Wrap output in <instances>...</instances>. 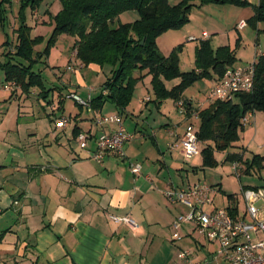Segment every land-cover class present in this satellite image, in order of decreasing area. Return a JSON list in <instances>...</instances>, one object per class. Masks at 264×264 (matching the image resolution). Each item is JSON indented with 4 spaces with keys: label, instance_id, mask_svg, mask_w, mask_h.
I'll use <instances>...</instances> for the list:
<instances>
[{
    "label": "crops",
    "instance_id": "crops-1",
    "mask_svg": "<svg viewBox=\"0 0 264 264\" xmlns=\"http://www.w3.org/2000/svg\"><path fill=\"white\" fill-rule=\"evenodd\" d=\"M55 1L58 0L44 1L37 20L45 17ZM249 1L259 3V0ZM216 5L211 7L216 8ZM208 6L194 7L190 19L193 21L196 18L201 27L210 23V32L203 29L199 33L200 37L191 34L189 38L194 36L195 41L208 40L213 45H219L218 48L228 46L236 56L232 67L246 66L264 54V36L261 35L264 33V23L252 25L253 31H248V19L253 11L249 9V13L243 14L232 5H217L222 13L215 20L214 15L207 11ZM242 21L247 26L240 29ZM34 31L32 29L33 37ZM73 53L71 51L68 58L70 62H67L81 63L76 61ZM36 72L42 76L41 71ZM209 80L214 84L215 79ZM6 85L9 89L4 88ZM35 89L26 93L15 82L0 85V264H184L178 259V254L185 250L191 251L196 260L215 256L217 247L201 239L190 223L180 229L181 239L173 240L175 219L189 209L181 203L169 201L165 196L171 185L186 189L199 182L208 184L201 179L189 180L187 177L184 180L182 176L181 183H173L171 171L173 164L177 172L185 171L182 165L193 159L185 158L182 153L184 125L193 124L199 131V112L209 109L216 102L210 100V92L205 101L198 102L197 106L192 99H185L184 94L178 102L168 99L174 101L177 110L183 115L182 121L175 124L165 114L164 102L167 100L161 104L154 101L159 114L162 113V117L168 121L143 124L141 118L153 100L150 97L139 100V110H135L131 104L136 91L123 110L107 102L99 111L93 108L88 111L80 106L81 112L72 113L65 110V100H69L70 93L81 96L76 88L68 87L67 91L46 88L45 94ZM63 89H66L65 86ZM95 90L89 86L82 93L86 95L81 97L94 100L98 97L93 96ZM30 93H36L43 99L52 95V100H47L49 104L56 99L57 103L51 105L52 114L51 110L47 112L43 109L48 121L43 119L41 113L31 109L27 101ZM179 103L185 105L184 112ZM148 112L150 116L153 114L150 109ZM110 114L123 117L124 127L134 135V139L125 145L127 160L107 154L102 163H98L93 159L97 150L96 139L103 132H113L116 127L108 125L100 128L95 125L94 119ZM63 117L69 118L70 124L65 130H57L55 124ZM128 117L135 120L139 118V129L136 125L126 123ZM43 120L45 124L42 125L40 122ZM245 126L243 124L240 133L245 130ZM79 133L88 136L85 149L81 148ZM174 143L179 146L171 147ZM203 143L204 148L207 144L213 145L210 141ZM227 150L215 151L216 160L218 153ZM238 150L224 155V162L229 154L243 151L244 161L252 160L254 155H261H248L246 148ZM199 157L203 164V155ZM227 162L232 165L238 163ZM131 164L141 166L140 176L133 175ZM239 165L246 176L257 172L251 169L247 173V166L242 163ZM192 172L197 174L198 169L194 167ZM237 177L241 179V175L237 174ZM210 186L215 189L214 202L206 207L207 211L227 208L240 217L245 216L246 207L240 195L229 194L226 197L221 184ZM240 187L264 186H244L240 182ZM237 196L239 199H236ZM240 200L243 201V214ZM111 216L129 218L133 223L115 222ZM209 244L215 247L210 249L207 247Z\"/></svg>",
    "mask_w": 264,
    "mask_h": 264
},
{
    "label": "trees",
    "instance_id": "trees-1",
    "mask_svg": "<svg viewBox=\"0 0 264 264\" xmlns=\"http://www.w3.org/2000/svg\"><path fill=\"white\" fill-rule=\"evenodd\" d=\"M45 0H20V27L18 43L8 54L6 62H0V85L15 82L27 93L32 89H40L45 94L46 88L35 65L50 50L57 37L67 34L74 37L72 52L84 67L94 63L102 69L113 67V76L101 88V93L92 100L95 111L107 103H114L119 109H125L133 97L139 76L135 72L148 70L152 77V85L157 104L168 99L181 100L185 90L204 79L222 78L226 70L236 61L235 52L228 46L214 49L208 40L200 41L196 49L197 70L181 73L178 59L174 54L163 56L157 46V39L170 30H180L190 21V14L196 2L204 4L232 5L246 8L251 4L246 0H180L171 5L169 0H58L60 12L55 17V26L44 53L33 58V47L43 42V37H33L32 28L24 21V9L28 7L37 12ZM12 0H0V23L5 26L8 19L7 5ZM129 11L138 12L140 19L132 24H120L113 28L116 18ZM252 25L264 23V0L254 6V16L249 21ZM144 41V44L142 42ZM44 56V57H43ZM181 77V83L168 90L165 81ZM107 92L104 94V92ZM159 102V103H158ZM249 112L264 114V56L256 63L254 89L250 93L237 94L230 101H216L209 109L199 112V139L210 141L203 149V170L215 168L218 161L215 151H225L239 140L243 130L242 120ZM244 152L229 154L227 161L242 163L251 169L263 170L264 157L254 155L252 160L244 161ZM232 198V196H229Z\"/></svg>",
    "mask_w": 264,
    "mask_h": 264
},
{
    "label": "rangeland",
    "instance_id": "rangeland-1",
    "mask_svg": "<svg viewBox=\"0 0 264 264\" xmlns=\"http://www.w3.org/2000/svg\"><path fill=\"white\" fill-rule=\"evenodd\" d=\"M14 4L9 7L7 5V21L5 26H3L0 23V62H6L8 59V54L10 51L15 50L17 43H18V29L20 27L19 23V15H20V0H12ZM171 5H177L180 3V0H169ZM248 1L251 6L242 8L234 6L240 13L247 14L249 12V9L253 11V15L248 19L249 21L254 16V6L257 4H253L252 2ZM198 7H202L204 5H210L208 6V10L210 13L214 15L215 20H217L222 13V9H218V6L216 5V8L211 7V5L214 4H204L202 5L200 1L196 2ZM207 7V6H206ZM233 8V7H232ZM214 9V10H213ZM61 5L59 1H55L54 4L50 7L49 11L46 12L45 17L40 18L39 17V10L35 13H33L28 7L24 9V21L25 23L30 26L34 32V37H43V42L36 43L33 47L34 56L33 58L36 59L38 57V53H44L46 49L49 47L48 41L51 38L54 26H55V17L60 12ZM37 17V18H36ZM140 19V16L138 12L136 11H129L123 13L120 18H116L114 22L112 23V27L116 28L120 24H132ZM39 21V22H38ZM252 26L251 23H249V30H252L250 27ZM205 29L208 32L211 30L210 23H206L202 27L199 25V21L194 18L193 21L190 19V21L183 26L180 30H170L162 35H160L157 39V46L163 56H171L174 54L176 58L178 59V65H179V71L181 73L185 72H191L193 70H197L196 65V48L197 45L200 43L202 39H199L197 41L190 40L191 34L199 36V33L202 32V30ZM253 31V30H252ZM264 36V33L261 34ZM215 36V35H214ZM200 37V36H199ZM74 37L64 34L59 37H57V41L53 48L50 50L49 58L45 56V59L43 58L40 62H38L34 69L36 71H41L42 73V79L45 83V86L47 90H51L53 88H59L60 91H64L69 88H76L79 92H81V96L83 91L91 86L95 88L96 90L93 92V96H98L99 92L102 88V86L112 78L113 76V67L111 66H105L103 69L94 63H91L85 67L84 70H80V72L76 74H72L71 71L67 70L68 66L70 64H73V62L68 63V58H70V54L74 45ZM211 43V42H210ZM215 46L216 49L218 48L217 45ZM254 45V43H253ZM49 49V48H48ZM44 57V56H43ZM67 58V60H66ZM66 61V62H65ZM70 62V61H69ZM67 64V65H66ZM148 70H140L139 72L134 73V77L139 76V83L136 85V92L133 97V102L131 104L132 107H134L135 110H139V100H143L147 97H150L153 102L148 104V110L144 111V116L141 118L142 123L146 124H161V122H167L168 120H165L162 117V113L159 114V112L156 109V105L154 104V101L156 100L155 92L152 85V77L149 75ZM182 78L177 77L171 80L165 81V85L168 88H173L181 83ZM65 86L66 89H63ZM213 86V81L211 82L209 79L202 80L198 83H196L194 86L187 89L184 93L185 99H192L193 104L197 106L198 102H204L207 94H209V89ZM39 91L40 89H35L34 91ZM144 94V95H140ZM57 97V96H56ZM82 97V98H83ZM36 93H30L27 101L29 104H31V109L36 113H41L43 116V119H48L45 115L43 109H45L47 112L51 110L52 114V104H56L57 101L54 99V101L49 104L47 102L48 99L52 100V95L49 96L47 99L39 98ZM86 100L87 98H83ZM178 104V103H177ZM144 106V105H143ZM164 108H165V114L168 116V118L171 119L172 123L175 124L179 121H182L183 115L177 110V105L174 103L173 100H167L164 102ZM145 109V108H144ZM149 109L153 112V114L150 116ZM65 110L67 112H81L80 106L76 104L72 99L69 98V100H65ZM139 114V111H138ZM127 124L136 125V127L139 129V118L132 119L131 117L127 118ZM149 121H148V120ZM43 120V121H44ZM48 121V120H46ZM138 124H137V123ZM148 122V123H147ZM156 122V123H155ZM42 125L45 124L44 122H40ZM193 123L196 124L195 121ZM184 127L186 128L187 124L185 123ZM40 125V124H39ZM245 130L240 133V139L235 143V146L229 148L224 153H218L217 159L219 161V165L215 168H205L203 170L202 168V159L200 157L193 158L189 162L186 163V165H182L185 171L177 172L176 165L173 164V170L171 171L172 180L173 183H181V178H184V180H187V177L189 180H198L201 179L202 182H206L210 185H217L221 184L222 190L225 192V196L229 194H235L240 195V182L244 185H250V186H264V170L261 172H253L252 176H246L243 173V170L241 167L238 168L237 174L241 175V179L238 180L237 174L234 170H232V164L230 162H224V155L230 152H236L240 151L242 148H246V151H248V155L254 154H261L264 156V117L262 113H256L253 115V117L250 119V123H247L245 126ZM196 167L198 169V173L195 174L192 172V170ZM203 170V171H202ZM239 199V196L236 197V199ZM239 204L242 206L241 213H244V206L243 201L240 200ZM197 238V237H196ZM210 249H213L215 247L214 245H207Z\"/></svg>",
    "mask_w": 264,
    "mask_h": 264
},
{
    "label": "built area",
    "instance_id": "built-area-1",
    "mask_svg": "<svg viewBox=\"0 0 264 264\" xmlns=\"http://www.w3.org/2000/svg\"><path fill=\"white\" fill-rule=\"evenodd\" d=\"M247 26L242 21L239 28ZM206 38L208 35H204ZM190 40H196L194 37ZM76 59V53L72 55ZM264 56V54L262 55ZM77 61V59H76ZM256 63H250L243 67H230L224 76L216 80L211 87L209 98L212 101H230L237 94L250 93L254 89L256 74ZM84 68L82 63H73L68 66L69 71L79 72ZM14 86H17L14 84ZM4 88L9 89V86ZM107 92L105 91L104 94ZM82 108L92 111V100L89 97L84 100L77 93H70L68 96ZM182 112L186 107L179 103ZM254 112H249L242 120L246 125L250 122ZM96 126L104 128L108 125L115 126L111 133L103 132L96 139L97 150L93 159L102 163L107 154H114L122 160H127L125 145L134 139V135L128 133L124 127V120L120 114H110L96 116L94 119ZM70 124V119L63 117L55 124L57 130H65ZM81 148L87 147L88 136L83 133L78 134ZM182 153L185 158H194L202 155L204 143L199 139L198 130L193 124L186 127L182 137ZM174 143L171 147H178ZM264 148V144H263ZM239 163H233L232 168L237 173ZM131 172L135 177L141 175V166L130 165ZM240 198L246 207L245 216L240 217L236 212L227 208H216L207 211L206 207L214 202V187L205 183H195L188 188H178L171 185L165 192L166 198L171 202H178L185 205L189 211L177 217L173 223V240L181 239L180 229L184 224H192L198 236L208 243L214 244L217 251L214 257L196 260L194 254L189 251H181L178 259L184 264H264V187L241 188ZM115 222L131 224L129 218L111 216Z\"/></svg>",
    "mask_w": 264,
    "mask_h": 264
},
{
    "label": "water",
    "instance_id": "water-1",
    "mask_svg": "<svg viewBox=\"0 0 264 264\" xmlns=\"http://www.w3.org/2000/svg\"><path fill=\"white\" fill-rule=\"evenodd\" d=\"M142 44H144V41L142 42Z\"/></svg>",
    "mask_w": 264,
    "mask_h": 264
}]
</instances>
